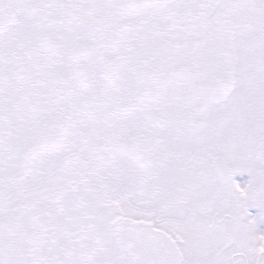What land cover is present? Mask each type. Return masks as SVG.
Masks as SVG:
<instances>
[{
  "label": "snow or ice",
  "instance_id": "1",
  "mask_svg": "<svg viewBox=\"0 0 264 264\" xmlns=\"http://www.w3.org/2000/svg\"><path fill=\"white\" fill-rule=\"evenodd\" d=\"M260 223L264 0H0V264H264Z\"/></svg>",
  "mask_w": 264,
  "mask_h": 264
},
{
  "label": "flooded vegetation",
  "instance_id": "2",
  "mask_svg": "<svg viewBox=\"0 0 264 264\" xmlns=\"http://www.w3.org/2000/svg\"><path fill=\"white\" fill-rule=\"evenodd\" d=\"M246 178H247L246 174H238V175L235 177V179H236L237 181H243V180H245ZM258 227H259L261 230H264V223H260V224L258 225Z\"/></svg>",
  "mask_w": 264,
  "mask_h": 264
}]
</instances>
